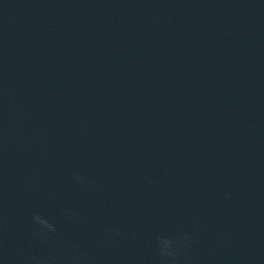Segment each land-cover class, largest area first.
Returning a JSON list of instances; mask_svg holds the SVG:
<instances>
[{
  "label": "clouds",
  "instance_id": "1",
  "mask_svg": "<svg viewBox=\"0 0 264 264\" xmlns=\"http://www.w3.org/2000/svg\"><path fill=\"white\" fill-rule=\"evenodd\" d=\"M75 181L78 183L95 184L83 176H76ZM225 198H230L229 193H225ZM65 214L75 216L76 214L68 209ZM33 222L37 225L33 230V236L42 238L48 234L57 232L56 226L49 220L40 215L33 216ZM105 234L108 240L119 236V231L112 228H105ZM193 243L191 234L185 233L178 237L160 236L157 238V251L165 264H178V258L185 254V250ZM28 264H91V257L80 249L67 248L63 256H33L29 259Z\"/></svg>",
  "mask_w": 264,
  "mask_h": 264
}]
</instances>
